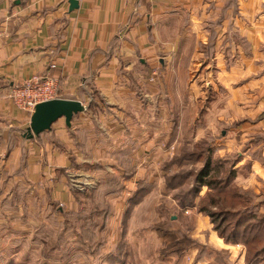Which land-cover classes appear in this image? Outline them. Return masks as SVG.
<instances>
[{"label":"crops","instance_id":"crops-1","mask_svg":"<svg viewBox=\"0 0 264 264\" xmlns=\"http://www.w3.org/2000/svg\"><path fill=\"white\" fill-rule=\"evenodd\" d=\"M69 7L68 0H0V223L32 213L35 227L19 230L37 234L57 202L64 214L94 199L101 209L110 205L104 232L116 243L127 209L150 193L99 194L102 170L115 168L127 189L169 158L170 145L199 137L205 119L215 121L207 124L213 133L226 123L222 149L235 151L233 180L257 193L264 209V0H77ZM50 63L59 97L85 109L69 126L60 118L27 138L30 114L6 92ZM76 175L88 191L82 197L69 181Z\"/></svg>","mask_w":264,"mask_h":264},{"label":"rangeland","instance_id":"rangeland-1","mask_svg":"<svg viewBox=\"0 0 264 264\" xmlns=\"http://www.w3.org/2000/svg\"><path fill=\"white\" fill-rule=\"evenodd\" d=\"M150 80H153V76ZM202 106L204 108L207 104L203 103ZM214 122L205 119L199 137H186L176 142L175 147L170 145L168 152L163 153L169 158L139 176L136 184L127 189L124 183H120L115 168L109 166L112 170H102L106 173V181L99 194H103L106 189L125 193L129 190V195H133L135 190L139 194L144 191L150 193L127 209L125 214L128 215L124 217L126 230L125 233L117 234L116 243L107 242L113 235L104 232L103 213L111 209L110 205L101 209L96 206L103 202L94 199L84 202L85 199H82V207L84 203L96 205L95 210H90V207L83 209L79 205L77 210L62 214L56 208L62 209L65 206L57 202L49 209L51 216L45 219V223H42L45 225L37 234H30L27 230H22V233L19 230L35 227L38 221L32 213L23 220H3L6 222L4 225L9 224L17 230L15 234L12 229L11 233H7L9 227L1 224V221L0 264H198L203 259L207 260V264H255L254 252L264 242L257 237L264 231L254 234L257 237L250 240L248 251L240 238L225 242L227 238L232 239L229 236L236 221H242V213L235 216L234 210L247 205L243 196H248L250 190L243 186L241 179H230L231 172L234 176L238 172L229 167L232 160L236 159L235 151L224 152L222 148L226 137L222 132L225 133L226 123L222 121L217 124L218 132L213 133L207 124ZM193 129L192 125L188 127V134L193 133ZM205 167L208 175H202ZM72 169L73 173L77 169L82 170L81 167ZM239 170L242 171V168ZM94 173V176L98 175ZM69 181L75 186L72 187L74 193H79V196L88 192L79 175L69 178ZM231 181L234 184L229 193L239 198L236 201L229 197L226 190ZM252 193L257 194L254 191ZM260 211L264 213V209ZM253 220L255 222L256 219ZM249 223L245 220L241 229L247 227L250 236ZM228 244L239 245L243 250L232 247L233 254L226 247ZM108 256L111 257L104 260ZM261 257L257 264H264V253Z\"/></svg>","mask_w":264,"mask_h":264},{"label":"built area","instance_id":"built-area-1","mask_svg":"<svg viewBox=\"0 0 264 264\" xmlns=\"http://www.w3.org/2000/svg\"><path fill=\"white\" fill-rule=\"evenodd\" d=\"M55 67V63H50L47 71L33 74L21 83L12 85L6 97L15 107L28 114L32 113L37 103L59 97L58 78L49 73V69Z\"/></svg>","mask_w":264,"mask_h":264},{"label":"water","instance_id":"water-1","mask_svg":"<svg viewBox=\"0 0 264 264\" xmlns=\"http://www.w3.org/2000/svg\"><path fill=\"white\" fill-rule=\"evenodd\" d=\"M69 10L77 6V0H68ZM85 109L84 105L77 99L56 97L35 105L30 114L29 125L25 135L32 138L40 133L49 130L54 122L63 118L64 123L69 126L73 115Z\"/></svg>","mask_w":264,"mask_h":264},{"label":"trees","instance_id":"trees-1","mask_svg":"<svg viewBox=\"0 0 264 264\" xmlns=\"http://www.w3.org/2000/svg\"><path fill=\"white\" fill-rule=\"evenodd\" d=\"M235 160H232L231 164L229 167H231L230 169L232 170V166ZM209 172H207V167L204 168V170L202 171V175H208ZM234 178V173L231 172L230 175V179ZM215 182H218L215 180ZM214 182V183H215ZM228 184V183H227ZM232 184H234L233 181H231V184L229 183L226 190L228 191V193L231 191L230 188L232 187ZM231 185V186H230ZM243 195V194H242ZM229 197L236 201L239 198H235L234 193L230 194L229 193ZM256 195H254L252 192L249 191V195L248 196H243V199L247 200V205L243 206V208H238L234 211H236L235 216H240V213H242V221L241 223H238V221H236V224L232 227L231 230V235L229 237H231L232 239H228L225 241L227 243L232 242V240H236L237 238L241 239V242L244 243V246L246 247V251H248V245L250 240L255 239L257 236L254 235L255 233H257V231H264V213H262L260 211V201H255ZM241 211V212H240ZM244 218H248V219H244ZM256 219L255 222L253 219ZM245 220H248V223L250 224V236L248 235V228H243L241 229L242 223L245 222ZM257 228V229H256ZM239 234H241L240 237ZM238 235V236H237ZM245 235V236H244ZM259 240L264 241V233H262L261 235H258L257 237ZM239 240V239H238ZM264 242L261 244L260 247H258L253 255V263L257 264L260 262V257L261 254L264 253ZM260 255V256H259ZM262 258V257H261Z\"/></svg>","mask_w":264,"mask_h":264}]
</instances>
